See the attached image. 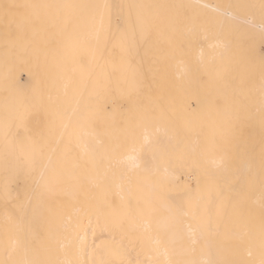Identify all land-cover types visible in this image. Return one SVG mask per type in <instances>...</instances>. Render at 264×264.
Returning a JSON list of instances; mask_svg holds the SVG:
<instances>
[{"label":"bare ground","instance_id":"bare-ground-1","mask_svg":"<svg viewBox=\"0 0 264 264\" xmlns=\"http://www.w3.org/2000/svg\"><path fill=\"white\" fill-rule=\"evenodd\" d=\"M10 2L154 6L142 10L156 18L157 24L144 35L137 33L123 49L109 45L108 51L101 53L94 51L90 28L96 9L76 10L67 31L59 28L29 31L18 40L10 39L9 29L0 23V118L6 107L25 100L33 108L31 127L37 139L48 134L50 121L56 125L37 171L13 183L7 202L0 168V230L6 215L14 214L23 220L28 243L35 241L41 245V259L63 260L65 256L59 244L67 234L68 217L74 221L79 218L85 226L90 224L87 237L91 242L92 230L99 234V229L88 207L106 197L109 204L126 205L122 209L128 217L124 258L136 264L137 260L147 259L135 242L142 231L141 225L148 220L147 214L139 215L138 208L145 207V201L151 197L155 210L153 222L159 219L170 224L177 240V258L195 260L198 264L247 260L249 232L254 237L251 249L257 257L264 219L261 0ZM250 40L254 43L251 58L248 57ZM218 42L223 46H211ZM237 54L243 57V63L239 67L233 64L229 73L245 80L244 88L238 93L241 119L232 134L221 137L224 117L212 105L214 89L208 85ZM81 57L84 68L91 70L94 77L101 72H112L115 66L116 76L123 84L121 90L105 101L108 115L94 124L85 118L94 111L96 101L91 82L82 75ZM245 111L253 113V118H244ZM140 113L144 114L143 121L138 119ZM125 119L130 121L127 126L123 124ZM145 126L152 133L148 142L143 135ZM133 144L137 146L136 153L130 152ZM4 151L5 141L0 136V157ZM178 153L194 159L200 169L189 176L186 167L184 183L188 181L195 189L199 179L206 195H215L217 187L223 190V196L213 207L211 225L206 229L199 228V218L193 219L186 204V214L177 213L175 204L183 199L179 195L182 186H165V191L171 189L177 195L176 201L163 198L159 187L154 186L156 176L166 175V168L170 174L177 166ZM130 155H135V163L129 160ZM250 170L255 176L252 186L247 183ZM40 171L50 180L49 190L37 187ZM54 175L63 179L55 182L51 179ZM217 209L222 211L217 214ZM193 238L194 251L191 250ZM116 239L119 242L121 236L117 234ZM7 259L0 248V260Z\"/></svg>","mask_w":264,"mask_h":264},{"label":"snow or ice","instance_id":"snow-or-ice-1","mask_svg":"<svg viewBox=\"0 0 264 264\" xmlns=\"http://www.w3.org/2000/svg\"><path fill=\"white\" fill-rule=\"evenodd\" d=\"M146 7L136 4H98V5H69V4H38L31 2H0V23H3L9 29L7 35L10 39L18 40L28 34L29 31L36 33L42 30L59 28L67 31L73 23V17L77 14L76 10L84 8L96 9L91 17V32L95 40L94 51L107 52L109 45H119L122 49L130 41L134 40L137 33L144 35L156 27L157 19L146 13L142 9ZM163 7V6H156ZM203 7H209L203 5ZM261 10L264 13V0H261ZM72 10V11H66ZM261 41L262 52H264V15H262ZM195 29V26L193 30ZM212 47H222V42H218ZM254 54V43L249 41L248 57ZM84 58L81 57L82 75H86L91 82L93 96L96 104L94 111L86 116L89 124H94L98 120H103L108 115L106 99L114 92L123 88V84L116 76V67L110 73L101 72L94 77L91 70L83 66ZM261 61V88H260V122L264 126V55L260 57ZM243 63V57L234 56L228 66L218 72L216 77L210 79L209 88L214 89V95L210 100L218 115L224 117L221 127V137H227L235 130L237 122L241 119L238 93L244 88L245 80L243 76H231L229 67L233 64L239 67ZM253 113L244 112V118L252 119ZM138 119L143 121L144 114L140 113ZM33 108L32 105L20 100L14 103L10 108L5 109L3 117L0 118V136L5 141V151L0 157V168L3 169L4 181L3 192L6 202L9 201L12 193V185L20 180L22 176H31L37 171L44 149L50 144L55 135L56 125L50 121L48 125V134H41L37 139L32 131ZM130 123L128 119L123 121L127 126ZM144 140L149 141L152 133L147 126L143 129ZM130 152L136 153L137 146H130ZM129 160L135 163V155H130ZM172 160L170 159V164ZM176 167L171 173L165 169L166 175L156 176L154 186L160 189V195L169 201H176L177 195L172 190L165 191V186L171 184L176 187L182 186L183 199L175 204L178 214L184 212L185 204L191 210L193 219H198L200 229L210 227L212 222V212L216 200L221 199L223 190L217 187L215 195L205 192L201 189L200 181L197 179V186L194 189L190 184L184 183V169L187 167L189 176L200 171L197 162L194 159L186 157L183 154L175 156ZM264 167V159H262ZM40 180L37 187L43 190H49L50 180L45 176L44 171H40ZM55 182H60L63 177L54 175L51 178ZM237 178L236 183H239ZM249 186L254 185L255 176L251 173L247 178ZM234 189V185L232 186ZM262 207H264V182L261 184ZM28 204H31L29 199ZM126 205L122 202L119 206L109 204L107 198L98 200L89 204L88 211L96 218V227L92 230V239L89 242L87 233L90 227L82 225L79 218L75 221L70 216L66 224V235L59 244V250L64 254L65 259H41V245L32 242L30 245L24 234L23 220L17 218L14 214L6 215L5 224L0 230V248L8 256L7 260H0V264H131L124 258V240L128 238V217L122 212ZM222 209H217V214ZM154 208L151 206V197L145 201V207L138 208L141 217L147 214L148 220L141 225L142 231L135 238V242L140 245L141 250L147 256L144 261L137 260L136 264H198L195 260H186L177 258V240L172 234V228L169 223L156 219L153 222ZM107 234V235H106ZM117 234L121 236L117 242ZM195 233H193V236ZM247 243L249 245L247 260H237L228 262V264H264V219H262L261 231L258 245V255L254 257L251 245L254 243V237L251 232L247 233ZM100 243H97V241ZM241 243H244L242 240ZM194 251L196 240L191 241ZM31 253V254H30ZM87 256L88 259H82ZM207 264H215L208 261Z\"/></svg>","mask_w":264,"mask_h":264},{"label":"rangeland","instance_id":"rangeland-1","mask_svg":"<svg viewBox=\"0 0 264 264\" xmlns=\"http://www.w3.org/2000/svg\"><path fill=\"white\" fill-rule=\"evenodd\" d=\"M1 1H4V0H1ZM5 2H6V1H5ZM7 2H10V0H9V1L7 0ZM185 183H187V184H188V181H185Z\"/></svg>","mask_w":264,"mask_h":264}]
</instances>
